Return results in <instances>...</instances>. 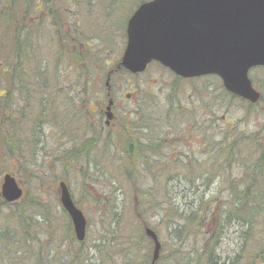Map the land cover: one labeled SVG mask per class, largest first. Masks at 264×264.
I'll return each mask as SVG.
<instances>
[{
	"label": "rangeland",
	"instance_id": "1",
	"mask_svg": "<svg viewBox=\"0 0 264 264\" xmlns=\"http://www.w3.org/2000/svg\"><path fill=\"white\" fill-rule=\"evenodd\" d=\"M143 1L0 0V132L12 136L14 151L0 144V185L9 173L23 189L14 203L0 195V241L13 253L2 251L0 264L15 256L35 264L36 243H48L42 252L50 264H147L140 223L159 236L156 264H264V204L252 209L264 200V98L248 109L225 97L217 77L189 82L158 63L137 75L112 74L107 96L106 73L120 61L127 20ZM250 75L258 84L264 71ZM38 84L54 103L45 116ZM129 136L146 144L136 161L149 158L136 162V181L125 173ZM61 180L86 216L84 245L68 239ZM237 199L245 203L239 210ZM25 219L35 228L33 250L13 239Z\"/></svg>",
	"mask_w": 264,
	"mask_h": 264
},
{
	"label": "water",
	"instance_id": "2",
	"mask_svg": "<svg viewBox=\"0 0 264 264\" xmlns=\"http://www.w3.org/2000/svg\"><path fill=\"white\" fill-rule=\"evenodd\" d=\"M157 61L183 78L216 74L226 89L251 102L259 94L247 77L251 67L264 65V0H150L141 3L126 25V43L117 65L132 74ZM109 71L105 85L109 89ZM112 100L106 106L108 124ZM1 197L14 202L22 196L15 177L4 174ZM59 202L67 213L78 241L86 235L87 220L74 203L67 184L58 182ZM155 264L160 241L149 227Z\"/></svg>",
	"mask_w": 264,
	"mask_h": 264
},
{
	"label": "trees",
	"instance_id": "3",
	"mask_svg": "<svg viewBox=\"0 0 264 264\" xmlns=\"http://www.w3.org/2000/svg\"><path fill=\"white\" fill-rule=\"evenodd\" d=\"M81 46V45H80ZM87 46H89V45H87ZM19 47H21V48H23V46H21V45H19ZM21 48H20V50L19 51H21L22 52V50H21ZM78 50H79V47L78 46H76V48H75V52L77 53L78 52ZM74 52V53H75ZM24 54H26V53H24ZM22 58V53H20L19 54V61H21L20 59ZM107 61L105 60V61H103V62H101L103 65H107V63H106ZM97 64V63H96ZM118 64V63H117ZM117 64L114 66V67H112V68H110L108 71H112V73H111V75L112 74H114V73H117V72H119V71H123V72H125L126 74H129L126 70H124V69H122V68H120L119 70H117ZM107 71V72H108ZM121 71V72H122ZM106 75H107V73H106ZM12 78V77H11ZM87 81L85 80L84 81V83H83V85H82V88H83V94L84 93H86V88H87ZM23 86V88L21 89V92H23L25 95H27L28 93H29V90H28V88H26V85H25V83L22 85ZM31 86H33V85H31ZM30 86V87H31ZM38 86L41 88V89H43L41 92H40V94H41V98H44V99H42V101L43 102H41L40 104H41V106H42V108H41V112H43V115L45 116L46 115V111H47V109L48 108H50L51 106H53L54 105V103H50V104H48V99H47V91L45 90L46 89V87L45 86H43V85H39L38 84ZM81 91V90H80ZM54 95V94H53ZM7 99H8V97H6ZM52 101H55L54 99H51L50 100V102H52ZM83 101V102H82ZM81 102H82V104H85V100H81ZM58 107H59V105H58ZM1 111V110H0ZM11 116H15V113H11ZM8 119V121L6 120L5 121V127H6V129H7V131L8 132H11L12 130H13V127H14V121L12 120V118H10V116L7 118ZM1 121H4V117H3V114L0 112V131H1ZM52 121H54V119L52 118V119H50L49 121H48V123H50V122H52ZM35 127H40V129H41V124H40V122H37L36 124H35ZM123 130V129H122ZM123 132V135L126 137L127 135H128V131H126V130H123L122 131ZM10 136V135H9ZM15 140L16 141H18V139L15 137ZM8 141H12V136L8 139ZM8 141H6V139L4 140V133L3 132H0V144H1V146L3 145V147H4V152L7 154V155H11V153H14V151H13V148H12V142H8ZM137 143V140L135 141L134 139H133V137H130L129 136V139H128V141H127V143H126V145H125V147L123 148L124 149V152H125V154H126V161H127V165L125 166V173H126V175L128 176L127 178H129L130 180H134V181H136L135 180V178H133V174H134V171H135V166H136V158H135V152H137V153H139V150H140V152L142 151L141 149H142V147L144 146L145 147V145L146 144H144V143H138V144H136ZM138 148H140V149H138ZM146 148H151V147H146ZM2 152V151H1ZM153 152H155V154H156V151H155V149L153 148ZM137 157H139L138 155H137ZM143 160L142 161H140V162H137V164H142V163H144L145 161H146V163H144V164H146L147 165V162H149V158L148 157H146L145 156V158H142ZM149 164V163H148ZM130 169H131V171H130ZM141 172H143V173H146V172H144V169H140L139 170V173H141ZM58 190V189H57ZM135 192H138V189L136 188L135 189ZM137 196H138V193H137ZM262 198V197H261ZM260 198V199H261ZM264 200H261V201H257L258 203H256V206L255 207H253L252 209H255L256 210V212H258V210L256 209L258 206H263V205H258V204H264V202H263ZM235 202H237L236 203V209L238 208V210L241 208L238 204H241V205H244L245 203H241V201L239 200V199H237ZM76 203V202H75ZM246 204H248V203H246ZM78 206V205H77ZM81 210H82V208L80 207V206H78ZM83 211V210H82ZM22 212H25V210H23L22 209ZM48 215V214H47ZM139 215H141V212H139ZM17 216H19V215H17ZM19 218H21V216L19 217ZM213 221H214V225L217 223V221L216 220H214L213 218H212V224H213ZM46 223L50 226L51 225V221H49V220H46ZM35 226V225H34ZM145 226V225H144ZM144 226H142L141 225V223L138 225V227H137V230H138V232H140L141 234H140V237H138V240H144V242H145V244H144V247H145V249H146V263L147 264H150L151 263V259H152V255H151V248H152V250H153V244H152V241L145 235V232H144ZM147 226V225H146ZM143 227V228H142ZM213 228V226L212 227H209V228H206L205 230L206 231H210L211 229ZM153 229V228H152ZM154 230V229H153ZM18 231H19V234H18V236L16 237V238H13L15 241H17V243L18 242H20L21 244L23 243L24 245H26V244H29V245H31V247L32 246H35V243H34V231H35V228L33 229V227H32V223H31V219H25V220H22V221H20L19 222V224H18ZM155 232H156V230H154ZM67 232H68V239L69 240H71L72 242H74V243H76V244H79V245H84L83 243H84V241H85V239H84V241H82V242H78L76 239H75V237H74V234H73V229H72V225L71 224H69L68 225V227H67ZM157 233V232H156ZM51 237H52V234L50 233L49 234ZM158 235V234H157ZM9 236H12V234L11 235H9ZM159 237V236H158ZM135 238H137L136 236H134L133 237V239L134 240H136ZM1 244L4 246V247H6V246H8V245H4V243L3 242H1ZM71 244V243H70ZM47 245H48V243H45V244H40V243H36V246H39L40 248L39 249H37V258L34 260V263L35 264H50V263H52L51 262V260H49L47 257L44 259L43 258V252H42V250L44 249V248H46L47 247ZM137 245V242H133L132 243V246L133 247H135ZM96 247H100L99 246V244L98 245H96ZM161 249H162V244H161ZM1 251H7V249H5V248H2V249H0V252ZM7 253L10 255L12 252H9V251H7ZM13 254V253H12ZM14 254H15V251H14ZM33 255H34V253H32ZM206 254H207V259H209V260H211L213 257H212V254H211V252H210V249H209V251L208 252H206ZM173 255H176V254H173ZM181 256H183V253H178V255H177V257H178V259H177V257H176V259H177V262H179V263H181L182 262V258H181ZM159 259V258H158ZM5 260V259H4ZM32 259H22V260H16V258L14 257V259H9L8 261L9 262H12V264H20V263H22V262H27V263H30V262H32L31 261ZM157 262V261H156ZM0 263H2V259H1V257H0ZM156 264V263H155Z\"/></svg>",
	"mask_w": 264,
	"mask_h": 264
},
{
	"label": "flooded vegetation",
	"instance_id": "4",
	"mask_svg": "<svg viewBox=\"0 0 264 264\" xmlns=\"http://www.w3.org/2000/svg\"><path fill=\"white\" fill-rule=\"evenodd\" d=\"M257 68H258V70H263V71H264V66L252 67V68L248 71V77H249V79H250V81H251L252 87H253V88L259 93V99H258V102H256L255 104H254V103H251L250 101H248V100H246V99H244V98L238 96L237 94H235V93H233V92L227 90V89L224 87L222 80H221L219 77L215 76V77H217L218 80L220 81V85H221V86H220V88H221L220 90H221V92L224 93L225 97L228 98L230 101H233V100L236 101V99H238V100L241 101L243 104H245V105L248 107V109H249V108H254L256 105H258V103L261 101V99L264 98V96H263V94H262V92H261V90H260V88L263 87L261 84H262V82L264 83V78H260V80H257V83H258V84H256V79L253 78V77H251V75H250V74H251V71H253V70L257 69ZM210 76H212V75H210ZM202 77H206V76H202ZM202 77L191 78V79H185V80H188V81L190 82V81L196 80V79H198V78H202ZM261 81H262V82H261ZM108 125H109V124H108Z\"/></svg>",
	"mask_w": 264,
	"mask_h": 264
},
{
	"label": "bare ground",
	"instance_id": "5",
	"mask_svg": "<svg viewBox=\"0 0 264 264\" xmlns=\"http://www.w3.org/2000/svg\"><path fill=\"white\" fill-rule=\"evenodd\" d=\"M72 225V224H71ZM72 229H73V227H72ZM73 234H74V231H73ZM74 237H75V235H74ZM75 239H76V237H75ZM77 240V239H76ZM78 241V240H77ZM84 241V240H83ZM78 242H82V241H78ZM30 246V245H29ZM3 248V245L1 244V241H0V249H2ZM31 249L33 250V248L31 247ZM15 254H25V255H31L32 253H27V252H24V251H20V250H16L15 251ZM11 255H13L12 253H11ZM2 256V251L0 252V257ZM2 257H6V256H2ZM20 256H15V258H19ZM3 259V258H2ZM6 259V258H5ZM10 259V258H9ZM27 259V258H26Z\"/></svg>",
	"mask_w": 264,
	"mask_h": 264
}]
</instances>
